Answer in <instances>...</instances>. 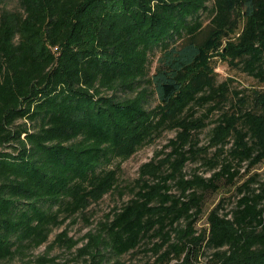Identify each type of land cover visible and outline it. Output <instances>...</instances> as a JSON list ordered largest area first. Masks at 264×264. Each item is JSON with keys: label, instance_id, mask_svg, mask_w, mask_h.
I'll use <instances>...</instances> for the list:
<instances>
[{"label": "trees", "instance_id": "obj_1", "mask_svg": "<svg viewBox=\"0 0 264 264\" xmlns=\"http://www.w3.org/2000/svg\"><path fill=\"white\" fill-rule=\"evenodd\" d=\"M18 3L0 9V264L25 260L117 189L114 163L165 132L176 134L171 152L143 164L139 190L88 234L83 264L119 259L149 237L162 238L155 264H264V191L247 188L231 217L217 207L195 227L199 190L218 192L217 176L233 182L264 162V0ZM215 58L257 83L221 81ZM190 162L221 169L187 179Z\"/></svg>", "mask_w": 264, "mask_h": 264}, {"label": "rangeland", "instance_id": "obj_2", "mask_svg": "<svg viewBox=\"0 0 264 264\" xmlns=\"http://www.w3.org/2000/svg\"><path fill=\"white\" fill-rule=\"evenodd\" d=\"M4 6L9 8H16L19 6L18 0H0V9ZM216 63L217 72L221 81L232 79L234 86L242 88L253 86L257 82L248 74L232 68L227 62L215 58L213 61ZM176 136L175 132H165L160 138L151 144L143 146L137 153L126 160H119L114 163V166H120L118 187L113 192L104 196L98 202H93L83 213H79L74 217L68 218L65 223L54 229L48 243L41 247L30 251L29 255L22 259H16L7 264H30L41 255L48 257L58 256L59 259L69 261L71 264H83L90 262L91 258L85 252V248L90 243L89 233H98L102 226L113 219L114 211L120 208L122 204L130 200L136 190H139L140 178L142 177L141 167L143 164L151 161H161L167 157L170 147L171 139ZM201 144L207 143V133L201 135ZM119 163V164H117ZM211 164L203 162H190L185 171L186 178H193L196 174L204 179L213 178L215 171H219L221 167L210 170ZM233 170H235L233 168ZM218 177V178H217ZM215 182L219 185L220 190L217 192L215 189L210 188L207 190H199L203 198L204 213L201 215L200 220L196 223L195 227L198 231L208 226L207 216L211 210L219 207L220 215L230 214L236 210L239 202L248 191L255 194H262L264 191V162L257 166L243 165L240 172L235 176L234 181H229L228 176L219 175ZM158 180H151L152 183ZM249 188V190H247ZM192 190L188 192H192ZM171 193L179 195L182 193L178 189V184L173 183L170 190ZM185 226V223L182 224ZM67 232L66 242L59 240L57 243L53 241L57 235ZM162 242V238L149 237L144 240L141 246L134 251H131L119 259L111 252H107L108 261L104 264H155L159 258V254L154 252V248ZM106 253V252H105ZM212 257V250H207L200 256V260L208 262ZM116 261H119L116 263Z\"/></svg>", "mask_w": 264, "mask_h": 264}]
</instances>
